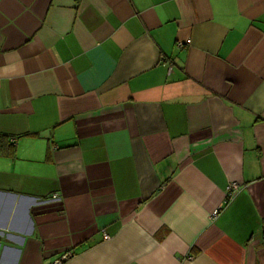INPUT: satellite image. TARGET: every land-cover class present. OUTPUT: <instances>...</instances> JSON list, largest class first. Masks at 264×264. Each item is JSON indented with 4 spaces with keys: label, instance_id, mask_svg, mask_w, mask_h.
Returning <instances> with one entry per match:
<instances>
[{
    "label": "crops",
    "instance_id": "1",
    "mask_svg": "<svg viewBox=\"0 0 264 264\" xmlns=\"http://www.w3.org/2000/svg\"><path fill=\"white\" fill-rule=\"evenodd\" d=\"M60 258L264 264V0H0V264Z\"/></svg>",
    "mask_w": 264,
    "mask_h": 264
},
{
    "label": "built area",
    "instance_id": "2",
    "mask_svg": "<svg viewBox=\"0 0 264 264\" xmlns=\"http://www.w3.org/2000/svg\"><path fill=\"white\" fill-rule=\"evenodd\" d=\"M179 45H183L182 42H179ZM238 188V184L236 183H229L227 186H226V192L228 194H230V196L232 195V193L234 191H236ZM57 195L56 194H53V197H56ZM102 235H103V239H108L109 238V235L106 233V232H102ZM188 258H191V256H188ZM63 262V258H60V259H56L54 261H52L50 264H62Z\"/></svg>",
    "mask_w": 264,
    "mask_h": 264
}]
</instances>
